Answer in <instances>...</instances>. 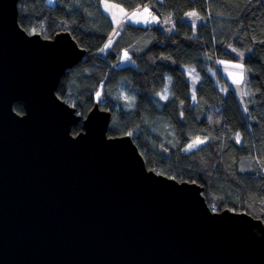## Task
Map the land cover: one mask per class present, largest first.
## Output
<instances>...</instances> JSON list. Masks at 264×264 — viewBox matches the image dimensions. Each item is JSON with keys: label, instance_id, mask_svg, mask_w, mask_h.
<instances>
[{"label": "water", "instance_id": "1", "mask_svg": "<svg viewBox=\"0 0 264 264\" xmlns=\"http://www.w3.org/2000/svg\"><path fill=\"white\" fill-rule=\"evenodd\" d=\"M18 2L0 0V264H264L262 220L214 212L203 187L109 137L111 111L82 119L58 97L87 51L25 31Z\"/></svg>", "mask_w": 264, "mask_h": 264}, {"label": "trees", "instance_id": "2", "mask_svg": "<svg viewBox=\"0 0 264 264\" xmlns=\"http://www.w3.org/2000/svg\"><path fill=\"white\" fill-rule=\"evenodd\" d=\"M103 1L127 11L149 7L160 22L125 25L103 54L114 28ZM18 21L45 39L68 32L87 51L57 90L82 119L100 104L112 113L108 136L131 134L149 169L200 185L214 212H243L264 223V0H19ZM230 46L245 54L246 107L219 66L235 59ZM124 49L134 64L117 67ZM184 66L200 77L195 100ZM169 79L170 97L159 102ZM14 109L25 112L23 103ZM81 130L82 123L72 133ZM197 138L205 144L185 153Z\"/></svg>", "mask_w": 264, "mask_h": 264}, {"label": "rangeland", "instance_id": "3", "mask_svg": "<svg viewBox=\"0 0 264 264\" xmlns=\"http://www.w3.org/2000/svg\"><path fill=\"white\" fill-rule=\"evenodd\" d=\"M47 3L55 4L56 0H47ZM106 3L109 5H116L114 3H110L106 1H103L101 5L104 13L111 19L114 25L113 31L108 41L106 42L104 48L100 51L103 54L106 53L112 47L120 31L124 28L125 25L131 24V25L139 26V27H153L157 24V22L158 23L160 22L159 18L154 14L153 11H151L149 7L137 8L134 10L127 11L121 6L116 5V8H112L111 10H106L105 8ZM145 8L148 9V13H144ZM120 9H123V12H120L119 11ZM133 13H136L137 15L133 16L132 15ZM152 17H155V20H153ZM196 17L197 16L188 15V18L191 20V23L194 25H196L198 22L196 20ZM117 21H119V23H117ZM173 30L174 29H171V28H165V31L167 34H171ZM109 41H111V44H109ZM233 49H235V51H233ZM228 51L235 57V59H221L219 62V66L221 68L223 75L226 77V79L229 81L234 91L236 92L242 106L246 107V100H247L246 97L248 95V72L244 64L245 54L240 52L239 50H237L236 48L232 46L228 48ZM125 52H127V56L124 55ZM131 53L132 51H130L129 49H124L118 58L116 66L118 67V66H124L128 64H134L133 60L129 57ZM235 65H240V67H235ZM183 69L191 85V96L195 100L196 99V88L200 81V77L195 71V69L191 66H184ZM168 81H169L168 88L166 92L160 94L158 98L159 102L161 101L164 102L170 97L169 89L171 87L172 81L171 79H169ZM127 94L128 92L125 90V87L122 86L120 98L121 100L124 101L125 107H128L126 105V102L129 101L130 99V97L127 98ZM99 96L100 94L97 93L96 98L98 99ZM119 108L117 107L116 110H118ZM199 139L203 140L204 143L193 147L191 150H186L188 149V145L192 144L193 141L196 140V139H193L184 148V152L185 153L192 152L194 150L199 149L202 145L205 144L206 140L204 138H199Z\"/></svg>", "mask_w": 264, "mask_h": 264}, {"label": "snow or ice", "instance_id": "4", "mask_svg": "<svg viewBox=\"0 0 264 264\" xmlns=\"http://www.w3.org/2000/svg\"><path fill=\"white\" fill-rule=\"evenodd\" d=\"M105 8H106V10H111L112 8H116V5H109V4L106 3L105 4ZM119 11L123 12V9H120ZM144 13H148V9L147 8L144 9ZM132 15L135 16L137 14L133 13ZM149 15H150V13H149ZM189 15L190 16H196L197 14L196 13H189ZM152 19L155 20V17H152ZM117 23H119V21H117ZM109 44H111V41H109ZM106 47H107V45H106ZM233 51H235V49H233ZM124 55L127 56V52H125ZM235 67H240V65H235ZM129 135H131V134H129ZM202 143H204V141L200 140L199 138H197L196 140L193 141L192 144L188 145V149H186V150H191L193 147H195V146H197L199 144H202Z\"/></svg>", "mask_w": 264, "mask_h": 264}]
</instances>
